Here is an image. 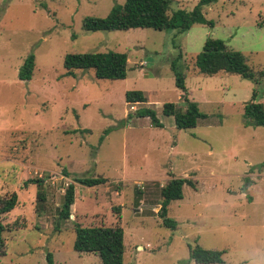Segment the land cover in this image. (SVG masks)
<instances>
[{
	"label": "rangeland",
	"instance_id": "rangeland-1",
	"mask_svg": "<svg viewBox=\"0 0 264 264\" xmlns=\"http://www.w3.org/2000/svg\"><path fill=\"white\" fill-rule=\"evenodd\" d=\"M167 1L170 16L198 0ZM123 2L0 0V197L17 195L1 218L0 264H46L47 253L52 264H100L96 254L72 250L75 225L119 226L123 264H194L188 246L221 251L225 264H264V127L242 116L255 86L236 75L198 74L193 64L211 38L264 72V0H215L201 9L212 25L193 24L184 34L82 30L84 17H104ZM108 51L126 55L123 80H98L92 70L65 76L64 55ZM29 54L32 76L21 81L17 72ZM171 63L206 116L192 129L176 130L161 114L164 103L184 109ZM127 91L142 92L145 102L126 104ZM254 101L264 109V81ZM143 108L161 127L134 115ZM75 177L106 183L83 187ZM171 178L192 183L167 206L174 230L158 215L159 190ZM36 179L38 186L28 183ZM67 184L73 204L59 221Z\"/></svg>",
	"mask_w": 264,
	"mask_h": 264
},
{
	"label": "trees",
	"instance_id": "trees-1",
	"mask_svg": "<svg viewBox=\"0 0 264 264\" xmlns=\"http://www.w3.org/2000/svg\"><path fill=\"white\" fill-rule=\"evenodd\" d=\"M215 0H198L191 11L176 10L167 15V0H124L122 5H114L104 17L86 16L82 19L81 28L84 32L96 31H126L129 29L176 30L177 34H184L193 24L212 25L201 14L203 7L209 6ZM126 55L124 53H70L63 56L65 76L74 77L75 70H92L98 80H123L126 75ZM34 58L29 54L17 72V78L28 81L32 76ZM194 68L198 74L212 76L217 73L236 75L250 80L255 89L251 92V99L244 103L242 116L244 124L264 127V109L261 103L255 102L256 89L264 81L263 71H252L246 64L244 57L237 51L229 50L221 40L206 38L200 52L194 57ZM174 76V87L181 92L184 109L177 108L172 103L161 106V114L171 117L176 130H188L195 127L198 119L206 116L199 112L197 104L186 97L184 75L176 72L171 63ZM126 104L142 103L145 98L140 91H127L124 94ZM136 117H145L152 127L159 128L161 124L151 109L143 108L134 112ZM83 187H94L106 183L102 177H75L72 179ZM29 184L39 185L40 180H29ZM27 185V181L23 184ZM183 185L192 183L184 178H171L159 190L161 201L158 215L164 228L174 230L176 223L167 217V206L171 201L182 199ZM73 184H67L64 189L61 204L57 210V219L68 220L70 207L73 204ZM17 195L11 192L0 197V258L5 255V241L2 233L5 225L1 224L2 216L7 215L16 205ZM37 203L44 201V195L36 191ZM38 209V207L36 206ZM117 210V208L115 209ZM72 250L76 253H94L100 264H123V232L119 226L113 227H81L74 226ZM189 259L194 264H225L222 252L202 249L199 246H188ZM46 264H52L51 255L45 256Z\"/></svg>",
	"mask_w": 264,
	"mask_h": 264
}]
</instances>
